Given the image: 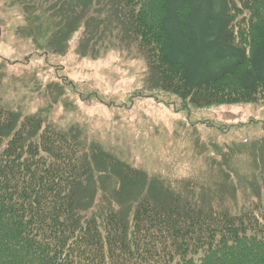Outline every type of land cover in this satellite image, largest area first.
Wrapping results in <instances>:
<instances>
[{
	"label": "trees",
	"instance_id": "16d2710c",
	"mask_svg": "<svg viewBox=\"0 0 264 264\" xmlns=\"http://www.w3.org/2000/svg\"><path fill=\"white\" fill-rule=\"evenodd\" d=\"M110 1L160 90L196 108L264 103V0ZM89 152L0 106V264H264V198L231 213L163 191L96 210L92 158L141 179Z\"/></svg>",
	"mask_w": 264,
	"mask_h": 264
},
{
	"label": "rangeland",
	"instance_id": "374dc122",
	"mask_svg": "<svg viewBox=\"0 0 264 264\" xmlns=\"http://www.w3.org/2000/svg\"><path fill=\"white\" fill-rule=\"evenodd\" d=\"M116 6L0 0V106L138 171L92 158L96 210L163 191L231 213L263 199L264 103L196 108L160 90Z\"/></svg>",
	"mask_w": 264,
	"mask_h": 264
}]
</instances>
